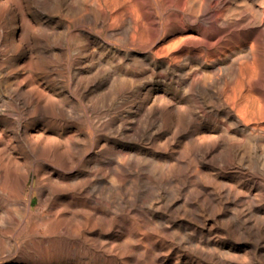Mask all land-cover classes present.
Listing matches in <instances>:
<instances>
[{"label":"bare ground","instance_id":"1","mask_svg":"<svg viewBox=\"0 0 264 264\" xmlns=\"http://www.w3.org/2000/svg\"><path fill=\"white\" fill-rule=\"evenodd\" d=\"M0 264H264V0H0Z\"/></svg>","mask_w":264,"mask_h":264}]
</instances>
